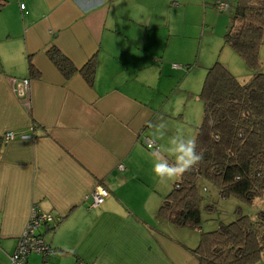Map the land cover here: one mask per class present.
<instances>
[{"label":"crops","instance_id":"crops-1","mask_svg":"<svg viewBox=\"0 0 264 264\" xmlns=\"http://www.w3.org/2000/svg\"><path fill=\"white\" fill-rule=\"evenodd\" d=\"M157 1L0 0V264L33 207L60 217L41 229L57 251L48 264H198L191 249L199 230L158 215L171 189L153 173L158 151L143 143L149 138L161 150L182 136L155 95L165 77L153 46L169 31H153L170 7L189 3L160 0L165 15L156 20ZM225 1L235 9L237 0ZM49 45L77 68L95 55L93 86L79 73L65 80L45 53ZM13 78L29 79V109L12 90ZM9 131L14 137L2 141ZM96 185L108 196L89 207ZM256 264H264V250Z\"/></svg>","mask_w":264,"mask_h":264},{"label":"trees","instance_id":"trees-1","mask_svg":"<svg viewBox=\"0 0 264 264\" xmlns=\"http://www.w3.org/2000/svg\"><path fill=\"white\" fill-rule=\"evenodd\" d=\"M231 20L224 43L254 73L240 82L219 62L206 73L199 93L202 118L195 135L196 151L203 158L173 183L158 210L161 218L179 227L200 229L199 177L214 185L222 197L232 195L247 204L264 195V71H260L258 57L264 39V0H237ZM45 53L65 80L79 73L93 86L95 55L77 68L55 45H49ZM28 70L38 75L30 60ZM237 213L233 221L201 231L197 246L191 249L198 264H256L260 260L264 211L255 217Z\"/></svg>","mask_w":264,"mask_h":264},{"label":"rangeland","instance_id":"rangeland-1","mask_svg":"<svg viewBox=\"0 0 264 264\" xmlns=\"http://www.w3.org/2000/svg\"><path fill=\"white\" fill-rule=\"evenodd\" d=\"M216 1L185 0L189 3L185 9L170 7L165 21H163L164 24H159L156 27V32L153 31L154 37L163 35L166 30L169 31V35L166 32L165 37L159 41L158 48L153 46L157 57L163 56L161 59H163L165 77L161 82L162 85H159V87L162 86L160 91H164V95L158 90L157 93H154L162 103L164 112L170 116L169 125L170 123L174 124L176 131L179 129V133L184 138L195 136L196 127L201 122L202 101L199 93L207 71L215 62L227 67L240 82L248 81L251 77L250 73H254L246 66L241 56L224 43V33L234 11L233 5L230 4L232 1L228 3L221 0L220 2L223 3L221 8H217L216 3L219 0ZM159 4L160 0L157 1L154 14L156 20H159L161 15H165V12L158 13ZM150 39L156 41L151 36ZM162 52L166 57L161 54ZM258 57L261 64L260 71H264V39ZM172 63L182 65L183 70L170 69L168 66H171ZM153 65L158 66L156 63ZM176 180L178 179L168 181V189L172 188L173 182ZM196 185L201 196L199 208L202 218L197 234L198 242L201 231L214 230L221 223L227 224L233 221L236 214L238 215V211L254 217L258 212L264 211V195L256 197L252 203L247 204L232 195L222 197L218 189L202 177L198 178ZM45 238L48 240L49 237ZM50 262H52L51 259Z\"/></svg>","mask_w":264,"mask_h":264},{"label":"built area","instance_id":"built-area-1","mask_svg":"<svg viewBox=\"0 0 264 264\" xmlns=\"http://www.w3.org/2000/svg\"><path fill=\"white\" fill-rule=\"evenodd\" d=\"M217 8H221L223 3L218 1ZM221 5V6H220ZM220 6V7H219ZM174 67L182 66L173 64ZM12 90L20 103L29 109L30 89L29 79H12ZM14 137V133L9 131L1 136V140L6 142ZM144 145L151 150L158 151V146L149 138H143ZM123 169L121 164L118 165ZM108 196V191L101 185H96L94 190L86 197L89 200V207L99 206ZM60 217L53 215L51 212H40L35 207L32 208L28 222L22 234L19 236L13 252L9 255L7 264H48V259L55 256L57 251L52 247L41 229L51 230L55 227ZM35 256L39 262H33L30 258Z\"/></svg>","mask_w":264,"mask_h":264},{"label":"clouds","instance_id":"clouds-1","mask_svg":"<svg viewBox=\"0 0 264 264\" xmlns=\"http://www.w3.org/2000/svg\"><path fill=\"white\" fill-rule=\"evenodd\" d=\"M161 127L164 126L161 125ZM165 153L173 156L174 160L170 162ZM156 158L157 162L153 165V173L160 182H166L180 178L185 172L196 166L203 157L196 151L195 136L190 138L179 136L172 138L168 147L158 150Z\"/></svg>","mask_w":264,"mask_h":264}]
</instances>
